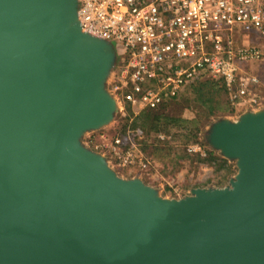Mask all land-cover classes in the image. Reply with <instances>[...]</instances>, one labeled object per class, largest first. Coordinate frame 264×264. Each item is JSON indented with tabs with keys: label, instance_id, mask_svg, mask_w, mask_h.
<instances>
[{
	"label": "water",
	"instance_id": "1",
	"mask_svg": "<svg viewBox=\"0 0 264 264\" xmlns=\"http://www.w3.org/2000/svg\"><path fill=\"white\" fill-rule=\"evenodd\" d=\"M78 0H0V264H264V112L221 122L230 187L167 201L80 139L115 104V55Z\"/></svg>",
	"mask_w": 264,
	"mask_h": 264
},
{
	"label": "built area",
	"instance_id": "2",
	"mask_svg": "<svg viewBox=\"0 0 264 264\" xmlns=\"http://www.w3.org/2000/svg\"><path fill=\"white\" fill-rule=\"evenodd\" d=\"M77 4L83 33L121 47L116 84L147 111L168 106L205 77L223 81L234 107L261 106L253 91L259 78L246 74L240 64L264 60V0H78ZM115 144L119 147L122 141ZM134 161L130 154L121 157L124 166Z\"/></svg>",
	"mask_w": 264,
	"mask_h": 264
},
{
	"label": "rangeland",
	"instance_id": "3",
	"mask_svg": "<svg viewBox=\"0 0 264 264\" xmlns=\"http://www.w3.org/2000/svg\"><path fill=\"white\" fill-rule=\"evenodd\" d=\"M253 40L259 42L258 38ZM108 43L116 59L103 88L114 102L115 111L102 127L83 134L82 147L101 157L118 178L141 181L163 200L181 201L193 197L198 189L230 187L239 173L237 160L228 159L215 149L209 135L221 122L234 123L249 112H264V60L240 64L246 74L259 78L260 84L253 91L260 97L261 106L234 107L221 81L205 77L186 87L170 116L158 121L127 91L119 89L115 78L121 47ZM172 119L177 122L170 124ZM137 130L141 134L133 137ZM117 139L122 141L119 147L115 144ZM126 154L134 158L133 165H122L121 157Z\"/></svg>",
	"mask_w": 264,
	"mask_h": 264
},
{
	"label": "trees",
	"instance_id": "4",
	"mask_svg": "<svg viewBox=\"0 0 264 264\" xmlns=\"http://www.w3.org/2000/svg\"><path fill=\"white\" fill-rule=\"evenodd\" d=\"M202 79H204V78H202ZM202 79H200V80H202ZM220 81H221L222 85H224L223 81L222 80H220ZM207 82L209 83V80ZM224 87H225V85H224ZM182 97H183V93L180 95V97L177 100L173 101L168 106H166L160 110H157V111H147V114L151 117H158V121H161V118H163V119L168 118L170 116L172 109L177 106L178 102L182 99ZM169 122H170V124L176 123L177 120L172 119V120H169Z\"/></svg>",
	"mask_w": 264,
	"mask_h": 264
}]
</instances>
